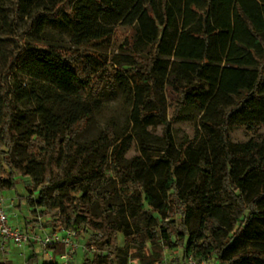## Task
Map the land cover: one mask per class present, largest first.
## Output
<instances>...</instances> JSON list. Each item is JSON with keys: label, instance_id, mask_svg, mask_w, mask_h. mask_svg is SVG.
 Instances as JSON below:
<instances>
[{"label": "trees", "instance_id": "obj_1", "mask_svg": "<svg viewBox=\"0 0 264 264\" xmlns=\"http://www.w3.org/2000/svg\"><path fill=\"white\" fill-rule=\"evenodd\" d=\"M21 3L15 0L16 13ZM45 19L64 28L73 45L20 42L11 53L0 81V192L16 189L19 176L29 179V196L18 195L15 206L42 210L48 227L90 233L87 246L97 250L83 264H128L132 251L140 264H164L165 248L183 249L171 264L190 256L264 264V0H62L32 17L28 28ZM114 37L120 57L108 59L95 48L109 47ZM17 75L51 91L7 81ZM159 89L174 105L171 121L188 108L200 113L204 136L196 149L195 141L184 143L177 159L169 155L168 129L166 150L149 162L135 157L122 164L133 139L120 140L113 128L75 152L72 142L94 110L79 104L55 111L68 98L103 101L121 90L133 100L132 120L141 131L169 123ZM19 103L37 104L42 119L27 132L23 161L12 156ZM234 128L252 137L234 145ZM103 147L112 149L109 161L83 170ZM112 182L116 193L102 191ZM115 195L121 204L111 203ZM197 213L200 224L192 230ZM28 249V264H41L35 245Z\"/></svg>", "mask_w": 264, "mask_h": 264}, {"label": "rangeland", "instance_id": "obj_2", "mask_svg": "<svg viewBox=\"0 0 264 264\" xmlns=\"http://www.w3.org/2000/svg\"><path fill=\"white\" fill-rule=\"evenodd\" d=\"M61 1L62 0H22L21 9L16 13L15 0H0V81H2V76L8 67L11 53L18 49L20 42L41 41L56 46L73 45L71 35L60 25L54 24L50 19L43 20L42 24L40 20L33 29L28 28V21L32 17L45 11L52 12L55 6ZM102 21L105 24L111 23V19H105ZM123 30L125 31L126 29ZM95 49L108 59L115 56L120 57V40H115L114 37L109 47L98 46ZM7 81L13 85H21L24 83L35 89H41L44 92L51 91L46 87H42L43 85L40 83L32 82L30 78H23L20 75L9 76L7 77ZM157 99L169 123L168 125L158 124L156 127H148L141 131L136 129L132 120L133 100L128 93H124L121 90L118 91L116 96L109 97L103 101L92 98L86 103H80L77 99L68 98L64 100V106L56 105L55 111L64 112L66 110L70 111L71 109H75L76 111L80 108L79 104H81V106L87 105L94 110V116L86 130L72 142V148L75 152L84 151L90 147L93 142L104 134L107 128H113L120 140L128 137L133 139L132 148L127 151L123 157L122 164L124 165L129 164V162L135 157H142L144 161L149 162L151 156H162L167 148L165 140V132L167 129L170 131L172 137V144L169 148V155L172 159L178 158L181 146L186 142L195 141L194 149H196V145L200 143V139L204 136L198 123L200 118L199 111L193 108H188L184 110L179 120L171 121L174 112V105L167 98L164 89H159ZM17 107L21 112L18 123L19 140L12 156L16 161H23L27 157V132H29L31 126L41 124L42 119L39 115L37 104L19 103L17 104ZM230 136L234 145L244 144L252 137V135H248L246 130L242 128L231 129ZM143 145L147 147L145 151L143 150ZM111 153L112 149L107 147L96 150L85 160L83 170H90L101 163L108 162ZM28 181L29 179L19 176L16 189L0 192L1 198L3 199L7 212L11 216V225L19 226L24 229L25 225H27L26 222H29V225H35L37 227V232L39 234H43L41 232H43L45 228L51 227L47 226L50 217L43 215L41 213L42 210L31 208L27 202H23V205L20 207L18 203L17 206H15L18 195L29 196V193L25 188L26 184L29 183ZM97 184L98 183H95V185ZM40 190L41 189L34 191V199L38 198ZM102 191L116 193L118 191V182H112L104 187ZM47 192L50 195L52 194L51 190ZM111 203L121 204L122 201L117 195H115ZM100 213L101 208L97 206L95 214L98 215ZM199 224L200 213H197L191 224L192 230H196ZM89 238L90 233H78L76 238V242L79 243L78 251L74 260L69 264H83L86 259L93 258L94 252H92L90 247L87 246ZM119 243L121 247H124L125 242L123 235H119ZM36 252L42 264L44 262L43 253L42 248L39 245H36ZM134 254L135 251L130 253L128 264H140L139 260L134 258ZM30 256L31 252L28 248H18L10 245L7 254H2L0 251V263L28 264ZM182 256V248L175 250L165 248V262H170L177 257L182 258Z\"/></svg>", "mask_w": 264, "mask_h": 264}, {"label": "built area", "instance_id": "obj_3", "mask_svg": "<svg viewBox=\"0 0 264 264\" xmlns=\"http://www.w3.org/2000/svg\"><path fill=\"white\" fill-rule=\"evenodd\" d=\"M10 214L0 197V251L2 254L9 252L10 245L18 248H27L30 244L39 245L42 248L43 256L46 261H55L59 264H69L72 262L78 251V242L76 238L78 233L74 230L62 228H45L43 234L35 230H23L20 227L13 226L10 223ZM48 232H45V231ZM63 249L62 253L57 250ZM90 249L95 253L97 247L91 245ZM91 253V252H90ZM133 264V263H129ZM164 264H171L165 262ZM185 264H209L207 261H199L190 256Z\"/></svg>", "mask_w": 264, "mask_h": 264}, {"label": "crops", "instance_id": "obj_4", "mask_svg": "<svg viewBox=\"0 0 264 264\" xmlns=\"http://www.w3.org/2000/svg\"><path fill=\"white\" fill-rule=\"evenodd\" d=\"M0 197H1V193H0ZM27 224V223H26ZM17 227H19V226H17ZM21 228V227H20ZM23 229V228H22ZM23 230H26V231H32V230H35V231H38V229H37V227L34 225H25V228L23 229ZM45 232H48L47 230L45 231ZM35 247H36V245H35ZM28 248V247H27ZM58 251V250H57ZM43 260H44V262L46 261V258L43 256Z\"/></svg>", "mask_w": 264, "mask_h": 264}]
</instances>
